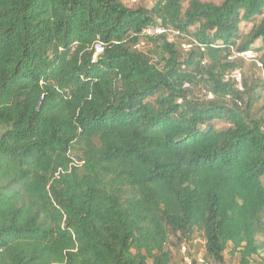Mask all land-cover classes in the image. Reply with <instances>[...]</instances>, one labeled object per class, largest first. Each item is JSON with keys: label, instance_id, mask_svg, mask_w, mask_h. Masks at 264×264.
Listing matches in <instances>:
<instances>
[{"label": "trees", "instance_id": "trees-1", "mask_svg": "<svg viewBox=\"0 0 264 264\" xmlns=\"http://www.w3.org/2000/svg\"><path fill=\"white\" fill-rule=\"evenodd\" d=\"M255 69L264 0H0V264H264Z\"/></svg>", "mask_w": 264, "mask_h": 264}, {"label": "rangeland", "instance_id": "rangeland-1", "mask_svg": "<svg viewBox=\"0 0 264 264\" xmlns=\"http://www.w3.org/2000/svg\"><path fill=\"white\" fill-rule=\"evenodd\" d=\"M203 1H211V2H219L220 0H203ZM123 2L129 6V7H136V6H147L150 7L152 5L153 0H123ZM252 23H242L241 29L245 32H248ZM260 42L257 43L259 45ZM250 60V59H249ZM254 70V66L251 65L249 61H246L242 72L246 75ZM256 75L260 76L262 81H264V75L263 73H259L258 70H256ZM241 73V72H240ZM193 95L196 98H201V92L199 88H193ZM260 106H264V99L261 100ZM261 114H264V109L260 111ZM217 126L223 127L224 122L219 121L217 122ZM167 247L170 249L172 253V264H201V261H203V242L202 240L196 238L192 241H181V243L177 242L175 239H171L170 243L167 245ZM194 261V262H193ZM205 264H214L211 262H207ZM224 264H237L235 260L232 259H226V262Z\"/></svg>", "mask_w": 264, "mask_h": 264}, {"label": "built area", "instance_id": "built-area-1", "mask_svg": "<svg viewBox=\"0 0 264 264\" xmlns=\"http://www.w3.org/2000/svg\"><path fill=\"white\" fill-rule=\"evenodd\" d=\"M163 31L164 30L162 28H154V29H148L147 33L148 34H158V33H162ZM191 45H192L191 43H185L183 45V47H184L185 50H188L191 47ZM94 48H95V53L96 54L100 53L102 51V47H101L100 43H96ZM240 55H242V56H244V57H246L248 59H254L255 58V53L253 51H251V50L243 52ZM256 64L259 67H261V64L259 62L256 61ZM263 75H264V72H263ZM228 76L235 81L237 88H239V89L242 88L241 73H240V71L238 69L232 71L230 73V75H228ZM226 78H227V76H226ZM208 97H211V94H208ZM200 261H201V264H203V261L202 260H200Z\"/></svg>", "mask_w": 264, "mask_h": 264}]
</instances>
